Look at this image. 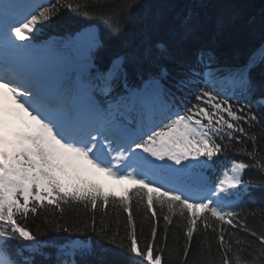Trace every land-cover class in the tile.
<instances>
[{
    "label": "snow or ice",
    "instance_id": "6c2138e0",
    "mask_svg": "<svg viewBox=\"0 0 264 264\" xmlns=\"http://www.w3.org/2000/svg\"><path fill=\"white\" fill-rule=\"evenodd\" d=\"M139 3L0 0V264H264V212L258 230L237 210L252 196L245 171L264 181V96L253 99L264 83L251 76L264 45L228 72V87L211 49H198L200 67L180 56L208 33L258 30L264 39V13L211 16L206 0L174 12L161 0L148 13L142 54L117 56L105 70L104 45L90 30L99 25L37 44L64 11L120 35ZM162 28L179 71L161 66L145 77L140 65L153 47L172 58L153 44ZM95 173L138 187L117 197L89 179ZM172 228L175 252L166 259ZM50 234L59 239H43ZM210 238L215 259L211 244L207 256L201 250Z\"/></svg>",
    "mask_w": 264,
    "mask_h": 264
},
{
    "label": "trees",
    "instance_id": "16d2710c",
    "mask_svg": "<svg viewBox=\"0 0 264 264\" xmlns=\"http://www.w3.org/2000/svg\"><path fill=\"white\" fill-rule=\"evenodd\" d=\"M75 2V0H73ZM135 2V0H133ZM207 7L206 12L214 16L220 11H239L244 16H255L257 19L264 13V0H206ZM161 3V0H140V3L132 9V11L124 17L127 22V29L120 35H112L108 30L100 24L99 21L89 20L82 15H77L74 12L64 11L60 16L56 17L48 26L45 27L43 36L52 34L59 35L60 37H67L70 33L81 31L91 25H99L100 38L103 42L104 47L100 50L98 63L107 64L108 61L120 55L126 53L135 52L137 56L142 54V50L137 47L140 43L142 36L144 35L146 21L148 13L155 9ZM170 5V9L174 12H185L190 7L198 4V1L193 3V0H167ZM153 44L159 42L164 43L171 51V59H165L164 54L157 50L155 47L152 49L151 59L144 60L140 67L143 74H147L151 71L157 70L163 66L168 69L172 76H175L179 71V64L177 63V53L175 49L168 43V34L165 29H161L153 34ZM264 45V39H261L260 33L256 30L250 34H241L235 31L226 32L223 35L213 37L212 33L205 34L199 41L186 45L185 49L180 56L190 62H194L197 51L200 47L205 46L210 48L215 56L216 62L220 64L224 72H229L234 68H237L245 64L248 58L256 53L261 46ZM99 56V55H98ZM257 75L261 78V82L264 83V64L257 67ZM138 78V77H134ZM253 131L260 135L258 128H254ZM245 159L243 156H235V159ZM250 175V180L254 182V200L253 203L248 205L244 213L249 216L248 223L254 225L258 230L260 229L261 213L264 212V181H261L260 174L256 170L249 169L247 172ZM253 213L256 215L253 217ZM114 227V224L111 225ZM163 225L161 224V227ZM34 227V226H33ZM139 227V217H138ZM121 235L124 234L123 219H121ZM178 230L172 228L170 230L169 239V252L166 253L165 258L175 252V243L171 238L173 232ZM147 232V229H145ZM240 238L254 240L252 237H248L246 233H239ZM43 239H59L54 234L43 237ZM96 240V237H92ZM197 241L201 240L200 236L196 237ZM209 244L212 246V258L215 259V241L209 239L201 245V250L204 251L205 256L208 255L206 249ZM194 250L197 248L196 243L193 245ZM99 257V256H98ZM97 257V258H98ZM96 259V258H94ZM106 260H123L122 257H114L111 254L105 255Z\"/></svg>",
    "mask_w": 264,
    "mask_h": 264
},
{
    "label": "rangeland",
    "instance_id": "374dc122",
    "mask_svg": "<svg viewBox=\"0 0 264 264\" xmlns=\"http://www.w3.org/2000/svg\"><path fill=\"white\" fill-rule=\"evenodd\" d=\"M94 175L95 174L91 175V177H95ZM100 178L103 179V176ZM98 180L100 182L99 184L103 185L104 182L100 179H98ZM110 185H111L110 190H107V191H109V192L114 191V192H116V195H122L125 190L132 189L135 187L134 185H132L131 183H127L126 181H122L119 183L117 181H114V183H111Z\"/></svg>",
    "mask_w": 264,
    "mask_h": 264
},
{
    "label": "bare ground",
    "instance_id": "6f19581e",
    "mask_svg": "<svg viewBox=\"0 0 264 264\" xmlns=\"http://www.w3.org/2000/svg\"><path fill=\"white\" fill-rule=\"evenodd\" d=\"M100 174H101V173H100ZM94 176H95V177H98V176H99V173H95ZM103 181H104V183H105L106 186L110 185L111 183H114V180H112V179H110V178H108V179H104V178H103Z\"/></svg>",
    "mask_w": 264,
    "mask_h": 264
}]
</instances>
